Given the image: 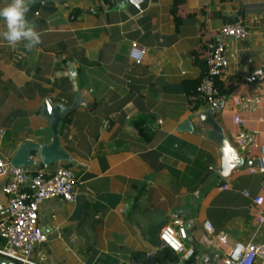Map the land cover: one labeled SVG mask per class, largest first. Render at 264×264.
Segmentation results:
<instances>
[{"label": "crops", "instance_id": "crops-1", "mask_svg": "<svg viewBox=\"0 0 264 264\" xmlns=\"http://www.w3.org/2000/svg\"><path fill=\"white\" fill-rule=\"evenodd\" d=\"M121 2L33 0L26 18L42 42L28 50L0 37V158L10 160L26 141L51 142L44 99L80 103L59 127L61 146L76 163L64 162L76 181L74 201L40 205L47 239L24 255L34 264H221L217 236L203 224L225 233L229 246L264 243V222L256 231L253 204L264 176L242 170L223 179L213 147L178 127L194 112L189 93L205 73L210 37L226 22L240 19L250 35L226 39L228 67L220 84L231 96L263 90L245 77L264 65V0H143L141 11L126 0L121 10ZM8 3L0 0V8ZM132 43L145 50L139 65L128 57ZM262 114L264 105L242 113L248 126ZM221 116L231 137L238 127L228 105ZM30 156L34 172L62 165L44 166L35 151ZM6 181L0 178V218L7 214ZM174 217L185 223L191 261L159 239ZM5 246L0 238V249ZM6 263L30 264L0 254Z\"/></svg>", "mask_w": 264, "mask_h": 264}, {"label": "built area", "instance_id": "built-area-1", "mask_svg": "<svg viewBox=\"0 0 264 264\" xmlns=\"http://www.w3.org/2000/svg\"><path fill=\"white\" fill-rule=\"evenodd\" d=\"M136 10H142L143 0H126ZM250 32L246 25L237 19L226 22L219 32L210 37L206 52L205 73L202 76L197 92L205 99L206 104H212L224 97V106L229 107L231 121L238 127V131L231 134L232 141L246 158L255 159L257 164L244 169L249 174H262L264 176V114L255 118V126H248L249 120L243 117L246 109L253 110L264 105V88L256 89L253 94L238 96L221 95L216 85L228 67L226 39L243 41ZM145 50L137 43H132L128 57L132 64L142 63ZM245 82L250 86L260 82L264 86V65L251 71ZM240 128V129H239ZM3 130L0 129V143ZM261 137L263 140H261ZM6 177L7 181L2 190L8 196L7 214L0 218V238L6 241V246L0 249V254L10 259L30 263L24 255L25 250L44 243L46 234L39 224V209L44 201L60 198L66 202H73L76 181L70 168L58 166L53 172L32 168H14L10 161L0 158V178ZM227 186H223L226 188ZM255 206L254 218L256 231L264 222V177L260 183V193L253 199ZM203 227L207 234L217 236V247L222 251L221 264H264V243L250 240L247 243L236 242L229 246L225 233H216L209 221ZM185 223L180 218H173L165 225L159 234L162 245L177 254H184L187 258L193 256V251L187 250ZM229 246L227 249L223 247Z\"/></svg>", "mask_w": 264, "mask_h": 264}, {"label": "water", "instance_id": "water-1", "mask_svg": "<svg viewBox=\"0 0 264 264\" xmlns=\"http://www.w3.org/2000/svg\"><path fill=\"white\" fill-rule=\"evenodd\" d=\"M69 75L73 90L77 91L75 67L69 66ZM80 103L67 106L64 103H54L50 98L42 102L41 114L49 122L52 139L49 144L42 145L34 141L22 143L11 157L10 165L14 168H33L36 160L30 156L32 151L37 154V159L44 166L65 162L75 165L70 155L62 148L59 127L66 116ZM224 105V97L219 98L212 104H206L195 110L187 119L179 124L178 130L195 132L202 136L210 144L216 154L215 170L223 178L229 179L234 172L242 171L257 164L255 159H249L242 154L234 145L230 134L222 120L221 112ZM49 229H43L47 234ZM150 257V256H149ZM11 264V263H6Z\"/></svg>", "mask_w": 264, "mask_h": 264}, {"label": "clouds", "instance_id": "clouds-1", "mask_svg": "<svg viewBox=\"0 0 264 264\" xmlns=\"http://www.w3.org/2000/svg\"><path fill=\"white\" fill-rule=\"evenodd\" d=\"M32 2L33 0H9L6 6L0 8V19L6 24V30L0 32V37H3L10 47L23 43L26 49L32 50L42 42L40 34L26 18ZM117 7L125 9L124 0Z\"/></svg>", "mask_w": 264, "mask_h": 264}, {"label": "trees", "instance_id": "trees-1", "mask_svg": "<svg viewBox=\"0 0 264 264\" xmlns=\"http://www.w3.org/2000/svg\"><path fill=\"white\" fill-rule=\"evenodd\" d=\"M198 84V83H197ZM193 88V90L189 93L190 95V98H189V101H188V107L190 108L191 111H195L197 110L198 108L206 105V101L205 99L197 92V85ZM216 85L219 89V92L220 94L223 96V95H227L228 94V90L225 88L222 87V85L220 84L219 82V79L216 80ZM191 261V258L189 259ZM188 260V261H189Z\"/></svg>", "mask_w": 264, "mask_h": 264}, {"label": "rangeland", "instance_id": "rangeland-1", "mask_svg": "<svg viewBox=\"0 0 264 264\" xmlns=\"http://www.w3.org/2000/svg\"><path fill=\"white\" fill-rule=\"evenodd\" d=\"M4 159V158H3ZM61 166H64V167H66V168H70L69 166L70 165H66V164H64V162H62V165ZM6 195V194H5ZM7 196V195H6ZM8 197V196H7ZM4 240V239H3ZM5 241V240H4Z\"/></svg>", "mask_w": 264, "mask_h": 264}]
</instances>
